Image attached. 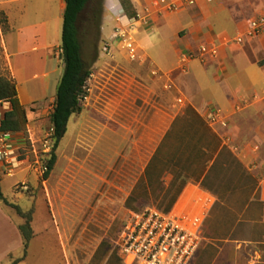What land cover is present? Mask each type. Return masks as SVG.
I'll use <instances>...</instances> for the list:
<instances>
[{
    "label": "crops",
    "instance_id": "1",
    "mask_svg": "<svg viewBox=\"0 0 264 264\" xmlns=\"http://www.w3.org/2000/svg\"><path fill=\"white\" fill-rule=\"evenodd\" d=\"M160 1L163 0L123 2V7L136 12L146 8L149 12L146 36L138 44L151 72H145L139 80L134 69H125V81L109 100L94 88V94L87 99V109L73 115L69 124L107 123L114 179L111 182L98 176V182L113 186L115 192L123 191L121 161H136L139 173L129 178L125 207H166L175 195L171 206L178 210L193 205L201 195L211 198L210 212L213 208H242V217L247 221L263 222L264 33L254 39L246 38L242 44L234 40L245 36L249 23L264 13V0H194L190 4L181 2L174 13L165 12V7L158 6ZM6 4V0L0 1V6ZM39 4H44L39 5L41 11L57 16L16 29L17 50L9 48L14 57L39 54L31 61L32 69L57 62L46 61L50 45L47 28L50 23L55 29L59 27L66 7L65 0H39ZM202 42L216 44L217 57L206 62H184V56ZM25 65L18 66L13 59L17 90ZM42 75L48 77V73ZM18 96L23 106L46 97L21 99L19 91ZM214 111H218L216 121L210 119ZM123 121L131 123L126 126ZM156 169L161 172L155 173ZM231 177L235 180L231 181ZM154 191L165 194L158 203L151 199ZM127 201L132 203L126 204ZM254 208L258 214L252 215ZM0 210L17 236V248L8 246L3 250L2 262L22 249L23 239L19 230L22 224L12 222L1 203ZM35 224L36 217L33 228L36 235L41 234ZM54 233L51 224L49 235ZM57 246L58 243L50 244L42 252L62 256L63 250Z\"/></svg>",
    "mask_w": 264,
    "mask_h": 264
},
{
    "label": "rangeland",
    "instance_id": "2",
    "mask_svg": "<svg viewBox=\"0 0 264 264\" xmlns=\"http://www.w3.org/2000/svg\"><path fill=\"white\" fill-rule=\"evenodd\" d=\"M6 1V5L0 6V73L9 72L13 77V59L18 66L26 64L23 77L18 81L21 99L33 95H37L35 99L46 96L24 106L26 132L11 134L9 163L0 161L4 196L23 211L33 209L32 227L36 217V229L41 228V234L38 235L34 230L28 254L19 264H125L116 242L129 213L140 210L124 206L129 195V178L139 173L137 163L132 159L121 161L122 192H115L113 186L102 181L99 183L98 176H104L111 182L114 179L107 123L72 121L56 151L55 166L49 177L44 179L45 167L54 144L51 115L64 71L61 50L63 20L58 28L55 29L52 23L47 28L50 45L47 46L46 61L54 59L57 64L49 62L46 68L32 69L31 61L39 54L14 57L9 52V48L17 50L16 29L57 15L41 11L44 4H39V0ZM128 1L131 2L89 0L79 18L77 25L82 57L92 73L87 81L86 98L82 100L83 109H87L85 105L94 94L91 93L94 88L99 94L103 93V99L112 98L119 85L125 81V69H134L139 80L145 76V72H151L138 44L146 36L144 28L149 26V12L146 8L136 12L125 4L126 7H123V2ZM133 13H136V19L129 18ZM129 39L137 47L135 60L131 59L126 48ZM44 73H48L47 78L42 75ZM46 82L50 85L46 86ZM9 109L8 102L0 103V121ZM130 123L123 121L126 126ZM125 136L123 130V140ZM234 180L231 177V181ZM150 194L155 203L165 195L157 191ZM0 203L3 211L11 216L12 222L25 223L14 208ZM129 203L127 201L126 204ZM156 208L163 211L165 206ZM242 210L213 208L204 225L202 244L191 264H264V221H247L242 217ZM255 214H258V210L254 208L252 215ZM51 224L55 231L52 237L49 235ZM15 239L17 236L10 221L4 218L0 210V258L8 246L17 248ZM56 243L58 250H63L62 256L42 252L45 246ZM22 256L23 247L17 250L15 256L11 255L9 261L2 260L0 264H13Z\"/></svg>",
    "mask_w": 264,
    "mask_h": 264
},
{
    "label": "built area",
    "instance_id": "3",
    "mask_svg": "<svg viewBox=\"0 0 264 264\" xmlns=\"http://www.w3.org/2000/svg\"><path fill=\"white\" fill-rule=\"evenodd\" d=\"M194 0L160 1L169 13ZM264 33V13L249 23L245 36L240 35L234 42L242 44L246 38L254 39ZM126 48L131 59L137 58V47L129 39ZM219 49L216 44L202 42L195 51L184 56V62L200 59L206 62L216 58ZM86 98V96L84 97ZM218 111L212 112L210 119L216 121ZM53 136V128H52ZM10 133L0 134V161L8 162L12 151ZM47 168L45 167V172ZM44 172V174H45ZM211 198L199 195L194 204L168 213L148 207L130 212L117 237L116 248L125 264H191L203 241V229L212 206Z\"/></svg>",
    "mask_w": 264,
    "mask_h": 264
},
{
    "label": "trees",
    "instance_id": "4",
    "mask_svg": "<svg viewBox=\"0 0 264 264\" xmlns=\"http://www.w3.org/2000/svg\"><path fill=\"white\" fill-rule=\"evenodd\" d=\"M88 2L89 0H65L66 7L63 15L61 45L64 71L57 88L54 110L51 115L54 144L50 152V159L47 161V171L44 174V179L49 177L55 166L57 160L56 151L67 134L71 117L82 112V100L86 96L87 81L92 74L82 57L77 25ZM129 18L136 19V13L130 15ZM4 102L10 104V109L4 113L0 121V134L25 133L27 125L25 108L20 102L16 81L9 72L0 73V103ZM160 170L156 169L155 173H160ZM1 182L0 174V202L14 208L18 215L25 220V223L19 226L23 239V256L13 262V264H19L26 258L30 243L34 238V229L32 227L34 210L23 211L20 206L9 202L2 192ZM178 193L179 191L176 192V194ZM175 197V195L172 196L173 202ZM171 204L166 206L163 212H170L172 210ZM131 208L140 209L137 211L144 209Z\"/></svg>",
    "mask_w": 264,
    "mask_h": 264
}]
</instances>
